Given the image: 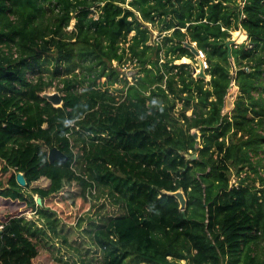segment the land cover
Returning a JSON list of instances; mask_svg holds the SVG:
<instances>
[{
	"label": "trees",
	"instance_id": "16d2710c",
	"mask_svg": "<svg viewBox=\"0 0 264 264\" xmlns=\"http://www.w3.org/2000/svg\"><path fill=\"white\" fill-rule=\"evenodd\" d=\"M240 29L248 42L228 47ZM187 42L210 80L176 63L195 57ZM126 59L142 74L118 97ZM56 79L60 106L43 95ZM55 146L66 162L49 161ZM60 196L119 206L86 217L79 251L102 264H264V0H0V264H34L37 239L68 242L46 204Z\"/></svg>",
	"mask_w": 264,
	"mask_h": 264
},
{
	"label": "rangeland",
	"instance_id": "374dc122",
	"mask_svg": "<svg viewBox=\"0 0 264 264\" xmlns=\"http://www.w3.org/2000/svg\"><path fill=\"white\" fill-rule=\"evenodd\" d=\"M130 1V0H128ZM128 5V4H127ZM76 21L72 20L70 26L67 28L69 30L73 29L75 26ZM152 39L150 41V44H159L162 42V38L164 35H160L159 31L155 28L152 29ZM239 32L245 33L246 37L242 39L240 36H237ZM134 35V32L130 34V38ZM129 38V40H130ZM234 40L235 42L233 44H240L242 42H248V35L245 30H234L231 32V37L229 39ZM126 48H128L129 43H123ZM127 52H129V49H126ZM163 53V50H162ZM127 56H131V53H129ZM164 58V56H163ZM124 64L118 65L117 61L114 62V65L118 67L121 76H120V82L116 83L114 85V88L117 90L114 92L118 97H121L120 90L122 89L124 84V80H128V82L131 84V82L135 81L136 76H138L139 72L141 71V66L139 63L135 60H129L126 59L124 60ZM205 61L206 57L202 58L199 55L194 58H187L184 57L182 59L176 60V63H189L191 66V69L193 70L194 76H197L199 72L201 71V67L203 66L204 71L206 73V68H205ZM140 74H142L140 72ZM205 80H210V75H207ZM55 83L57 84L56 87L49 88L45 93H59L60 95H63L62 91L59 89V87H62V83L60 79H56ZM236 98V92H233L230 96L227 97V102H226V107L225 110H231L234 107V102ZM60 106L59 104H57ZM56 105V106H57ZM182 103L178 104V107H181ZM189 114H191V110L188 111ZM193 132L198 131L196 129L193 130ZM199 135V134H198ZM199 138V137H198ZM254 175V174H253ZM232 183H238L239 179L236 174L232 175ZM257 184L259 182L257 181ZM50 185V180L47 178H41L39 181L33 183L32 187H48ZM38 195H35V198L38 199ZM106 200L104 197L101 198L96 202L95 206L90 207V202L88 205H84L83 202L78 201L77 207H73L68 201L64 199V197H53L51 200L46 201L47 205H50L54 210H57L58 215L64 219L63 223L59 225V228H63L62 236L65 235L67 236L68 242L62 241L61 237H53V241L51 243H48L44 240L37 239L39 241V256L35 259L34 264H81L80 259L81 257H85L86 263L87 264H102V256L99 254L90 253L88 255H84L81 251H84L85 247H89L90 239L88 234L85 232L87 226H88V219L86 217L88 216H95L98 211H100V206L103 202ZM2 205L5 203L6 210H10V208H15L17 205L15 203H10L9 201H4L1 202ZM83 204L84 206V217L86 218L85 222L83 223L82 226H80L75 218L76 214H80V212L83 210L80 206V204ZM17 208V207H16ZM119 206L113 204L112 202H105V208H103L100 211V214H106L108 212H114L117 211ZM24 214H26L27 218H33L34 214L32 211L24 209ZM72 215L69 218H66L65 216L67 214ZM82 215V216H83ZM70 243V244H69ZM77 246H80V249L77 248ZM58 259H61L60 261ZM180 264H188L187 260H181Z\"/></svg>",
	"mask_w": 264,
	"mask_h": 264
},
{
	"label": "water",
	"instance_id": "95a60500",
	"mask_svg": "<svg viewBox=\"0 0 264 264\" xmlns=\"http://www.w3.org/2000/svg\"><path fill=\"white\" fill-rule=\"evenodd\" d=\"M235 41L234 40H231L229 41L227 44H228V47L231 46V44H233ZM186 45L188 47H190V49L192 50V52L198 56L200 55V50L197 49V46H196V43L194 44H190V43H186ZM196 77H203V78H206L207 77V74L205 73L204 71V68L203 66L201 67V71L199 72V74L196 76ZM49 101H51L52 103H54L55 105L59 104L61 105L62 102H63V98H62V95H60L59 93H52V94H49V93H44L43 94ZM58 106V105H57ZM194 133V136L195 138L198 139L199 135L197 132H193ZM48 158H49V161L50 162H55V161H58V162H61V163H64L67 161L68 159V156L66 153H64L60 148H58L57 146L55 147H52L49 149V152H48ZM17 181L20 185L22 186H26L27 184V180L25 178V175L23 172H19L17 174ZM175 197L178 198L179 202H180V207L181 209H185L186 206H187V198L183 192V190H178V191H175L172 193ZM38 201V204H42V199L41 197H38L37 199Z\"/></svg>",
	"mask_w": 264,
	"mask_h": 264
},
{
	"label": "built area",
	"instance_id": "2783aa9c",
	"mask_svg": "<svg viewBox=\"0 0 264 264\" xmlns=\"http://www.w3.org/2000/svg\"><path fill=\"white\" fill-rule=\"evenodd\" d=\"M199 56L202 57V58H205V54L202 51H200V55ZM205 65H206L205 68H207L208 67L207 61H205ZM0 227L2 228L3 226L1 225Z\"/></svg>",
	"mask_w": 264,
	"mask_h": 264
},
{
	"label": "bare ground",
	"instance_id": "6f19581e",
	"mask_svg": "<svg viewBox=\"0 0 264 264\" xmlns=\"http://www.w3.org/2000/svg\"><path fill=\"white\" fill-rule=\"evenodd\" d=\"M237 36H240L242 39L246 37L245 33L243 32H239Z\"/></svg>",
	"mask_w": 264,
	"mask_h": 264
},
{
	"label": "clouds",
	"instance_id": "9594fccd",
	"mask_svg": "<svg viewBox=\"0 0 264 264\" xmlns=\"http://www.w3.org/2000/svg\"><path fill=\"white\" fill-rule=\"evenodd\" d=\"M192 44H194V43H192ZM197 49H198V48H197ZM198 50H199V49H198ZM200 51H201V50H200ZM207 68H208V67H207ZM207 68H206V69H207ZM131 83H133V82H131ZM66 123H71V121H66Z\"/></svg>",
	"mask_w": 264,
	"mask_h": 264
}]
</instances>
